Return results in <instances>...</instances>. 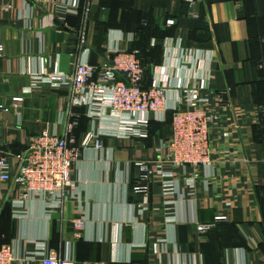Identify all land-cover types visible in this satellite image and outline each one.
<instances>
[{"label":"crops","instance_id":"0c3cea01","mask_svg":"<svg viewBox=\"0 0 264 264\" xmlns=\"http://www.w3.org/2000/svg\"><path fill=\"white\" fill-rule=\"evenodd\" d=\"M78 3L77 14L63 15L53 6L0 0V105L8 109L0 114V158L11 175L32 137L62 134L69 118L67 89L31 88L33 78L71 74L72 56L99 65L116 39L123 49L135 46L151 86L165 87L166 111L149 120L163 124L185 103L183 88H198L202 98L221 94L211 162L196 168L166 162L161 144L171 125L129 135L113 114L89 118L84 107H71L83 120L65 197L24 201L19 186L0 183V245L11 247L12 264H39L37 252L74 264H264V0ZM139 24L149 32L144 42L134 32ZM137 162L153 171L161 164L170 176L154 175L147 193H136ZM163 181L173 183L168 195ZM217 216L225 220L197 234L195 223Z\"/></svg>","mask_w":264,"mask_h":264},{"label":"built area","instance_id":"2783aa9c","mask_svg":"<svg viewBox=\"0 0 264 264\" xmlns=\"http://www.w3.org/2000/svg\"><path fill=\"white\" fill-rule=\"evenodd\" d=\"M33 6H53L61 14H77L78 0L61 2V0H25ZM192 6V2L189 1ZM6 9H9L7 6ZM87 11V10H86ZM111 43L106 48L105 60L99 65L90 64L89 60L72 56L71 74L60 72H43L33 78L31 88L46 84L54 88H65L68 91L69 116L62 134L43 131L32 137L25 150L17 156V167L14 175L4 158H0V183L11 182L21 188L20 198L26 200L35 196L65 197L68 189L73 187L72 170L79 157V151L73 146V131L76 120H69L71 107H84L89 118L111 116L119 117V127L128 131L129 135H139L140 128H145L149 119H161L166 111V91L160 84L152 85L149 89L142 88L144 69L135 52H129L119 45L120 40ZM185 103L171 111V133L167 141L161 144L166 151L167 161L173 167H200L211 162L210 133L217 121L215 107L221 105V94L210 98H202L198 88H183ZM17 103L14 104V106ZM168 110V109H167ZM264 119V103L259 106ZM8 109L0 105V114ZM159 113L162 114L159 118ZM144 115L145 119H141ZM132 119V123L127 120ZM137 127V130L134 129ZM97 144V143H96ZM97 146H99L97 144ZM139 169L138 184L133 191L139 194L147 193L146 182L158 175L161 179L168 178L163 173V165L159 164L153 171L149 164L137 162ZM165 195L171 193L173 183L161 182ZM225 217L217 216L212 223H195L197 234L203 235L213 229L216 223L224 221ZM82 221L74 223L75 230L81 229ZM39 256V264H74L72 258H63L52 253ZM13 255L10 246L0 247V264H12Z\"/></svg>","mask_w":264,"mask_h":264},{"label":"trees","instance_id":"16d2710c","mask_svg":"<svg viewBox=\"0 0 264 264\" xmlns=\"http://www.w3.org/2000/svg\"><path fill=\"white\" fill-rule=\"evenodd\" d=\"M147 30L148 29H147L146 25L139 24L136 27L134 32H135L136 37L139 39V42L140 41L144 42L145 38L148 37L149 32ZM134 48H135V46L134 47L132 46L131 48L128 49V51L129 52H135L136 50ZM136 57L138 58V60L141 63L142 68L144 69L143 80H142V88L143 89H149L151 87V85L149 83L148 72L146 71V63H145V61L142 59V57L138 53H136ZM90 64H92V63L90 62ZM263 103H264V101L261 104H263ZM172 115H173L172 111L167 112L166 113V120H165V122L163 124L161 123V125H160V123H157V122L155 123L154 120H149L148 125H147V130L149 132V135L155 133L158 126L159 127L160 126L164 127L165 125L166 126L171 125ZM71 120H76V122H77L76 127H75V129L73 131V136L74 135L76 136V133H77L79 127H80V123H82L83 117L82 116H78V118L74 117ZM262 120H263V123H264V119L263 118H262ZM0 247H1V245H0Z\"/></svg>","mask_w":264,"mask_h":264}]
</instances>
